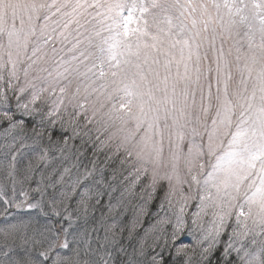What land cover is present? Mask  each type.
<instances>
[{
	"label": "rangeland",
	"instance_id": "rangeland-1",
	"mask_svg": "<svg viewBox=\"0 0 264 264\" xmlns=\"http://www.w3.org/2000/svg\"><path fill=\"white\" fill-rule=\"evenodd\" d=\"M0 90L131 161L188 237L264 264V0H0Z\"/></svg>",
	"mask_w": 264,
	"mask_h": 264
},
{
	"label": "trees",
	"instance_id": "trees-1",
	"mask_svg": "<svg viewBox=\"0 0 264 264\" xmlns=\"http://www.w3.org/2000/svg\"><path fill=\"white\" fill-rule=\"evenodd\" d=\"M5 95L0 90V264H255L245 259L247 244L237 251L225 238L188 237L189 215L176 225L162 191L131 161L102 150L96 134L42 110L29 114ZM9 185L43 193V209L7 206Z\"/></svg>",
	"mask_w": 264,
	"mask_h": 264
}]
</instances>
